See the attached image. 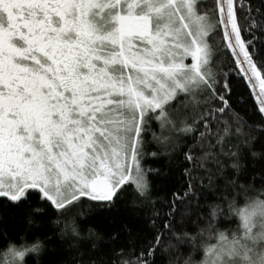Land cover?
Instances as JSON below:
<instances>
[{"label": "snow or ice", "instance_id": "snow-or-ice-1", "mask_svg": "<svg viewBox=\"0 0 264 264\" xmlns=\"http://www.w3.org/2000/svg\"><path fill=\"white\" fill-rule=\"evenodd\" d=\"M262 187L264 0H0V244L199 259Z\"/></svg>", "mask_w": 264, "mask_h": 264}, {"label": "clouds", "instance_id": "clouds-1", "mask_svg": "<svg viewBox=\"0 0 264 264\" xmlns=\"http://www.w3.org/2000/svg\"><path fill=\"white\" fill-rule=\"evenodd\" d=\"M241 197L234 200L230 209L236 221L234 233H225V239L221 240L218 232H212L206 227L202 232L203 239L199 242V259L189 255L182 259L181 264H264V187L246 195L241 194ZM71 223L76 232L70 231L69 237L87 238L82 236L74 221ZM44 249L42 241H26L21 244L10 242L0 249V264H26L29 255H41ZM171 264H176V261Z\"/></svg>", "mask_w": 264, "mask_h": 264}, {"label": "trees", "instance_id": "trees-1", "mask_svg": "<svg viewBox=\"0 0 264 264\" xmlns=\"http://www.w3.org/2000/svg\"><path fill=\"white\" fill-rule=\"evenodd\" d=\"M242 199V197H240ZM82 234V236L87 237L80 239L77 243L75 241H69V243L76 244V247L80 250V255H77L75 252L71 250L64 251L61 255L68 260V264H91V261L95 258V253L90 250V240L88 239V231L87 224L83 221H78L76 225ZM235 227V224H233ZM32 242V241H42L45 244V247H50L45 242V239L42 236H29L25 234H21L16 239H11L5 244H0V249H3L10 242H15L17 244H21L24 242ZM187 252L185 247L181 246L179 250L175 251L174 255H169L168 253H164L160 258V264H171L172 261H176V264H181L182 259L186 256ZM37 261V256L29 255L26 260V264H34Z\"/></svg>", "mask_w": 264, "mask_h": 264}]
</instances>
